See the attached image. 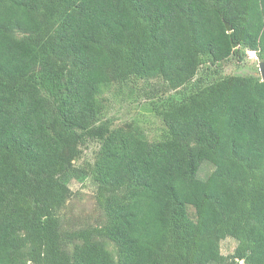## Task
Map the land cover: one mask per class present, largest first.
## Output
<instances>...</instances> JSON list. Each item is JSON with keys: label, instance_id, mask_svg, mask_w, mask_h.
<instances>
[{"label": "trees", "instance_id": "obj_1", "mask_svg": "<svg viewBox=\"0 0 264 264\" xmlns=\"http://www.w3.org/2000/svg\"><path fill=\"white\" fill-rule=\"evenodd\" d=\"M247 50L264 0H0V264H264V79L223 72ZM141 80L154 140L106 118ZM88 175L107 220L63 229Z\"/></svg>", "mask_w": 264, "mask_h": 264}, {"label": "rangeland", "instance_id": "obj_2", "mask_svg": "<svg viewBox=\"0 0 264 264\" xmlns=\"http://www.w3.org/2000/svg\"><path fill=\"white\" fill-rule=\"evenodd\" d=\"M259 60L256 51L247 50L243 61L224 63L223 72L225 74L256 72L261 75ZM155 84V81L145 83L141 80L135 85H124V87L114 85L110 91H107L103 99L107 109L106 118L109 119L111 125L126 127L135 123L147 133L151 140L159 138L166 126L163 120L149 109V97L145 94L147 90V92L151 91ZM158 84L163 85V81L160 80ZM98 149L97 141L85 144L76 164L81 166L93 162ZM213 168L211 162L205 161L200 168L199 176L206 178ZM70 186L72 196L59 212L63 229L74 230L101 224L107 220L104 211L97 204V186L89 175L73 178ZM236 245L237 241L234 238L227 237L221 242V250L227 255L234 252Z\"/></svg>", "mask_w": 264, "mask_h": 264}, {"label": "water", "instance_id": "obj_3", "mask_svg": "<svg viewBox=\"0 0 264 264\" xmlns=\"http://www.w3.org/2000/svg\"><path fill=\"white\" fill-rule=\"evenodd\" d=\"M226 26H227V29L228 31H232L233 30V27L232 25L229 23V22H226ZM234 47H237L238 46V43H233ZM259 67H260V71H261V75L264 79V59H260L259 60Z\"/></svg>", "mask_w": 264, "mask_h": 264}]
</instances>
